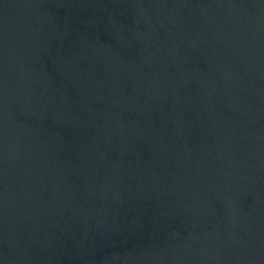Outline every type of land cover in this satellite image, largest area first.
<instances>
[{
    "label": "water",
    "instance_id": "1",
    "mask_svg": "<svg viewBox=\"0 0 264 264\" xmlns=\"http://www.w3.org/2000/svg\"><path fill=\"white\" fill-rule=\"evenodd\" d=\"M0 264H264V0H0Z\"/></svg>",
    "mask_w": 264,
    "mask_h": 264
}]
</instances>
